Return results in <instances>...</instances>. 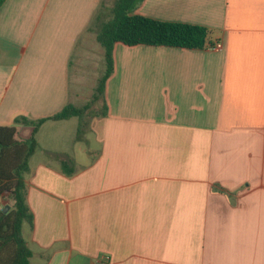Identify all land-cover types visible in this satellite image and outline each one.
Returning <instances> with one entry per match:
<instances>
[{"label": "crops", "instance_id": "obj_1", "mask_svg": "<svg viewBox=\"0 0 264 264\" xmlns=\"http://www.w3.org/2000/svg\"><path fill=\"white\" fill-rule=\"evenodd\" d=\"M115 2L0 9V126L25 141L28 121L89 106L36 134L31 264H264V0H144L134 14L207 27L223 47L117 43L90 106Z\"/></svg>", "mask_w": 264, "mask_h": 264}, {"label": "trees", "instance_id": "obj_2", "mask_svg": "<svg viewBox=\"0 0 264 264\" xmlns=\"http://www.w3.org/2000/svg\"><path fill=\"white\" fill-rule=\"evenodd\" d=\"M7 0H0V9ZM144 0H116L111 17L105 21L98 34V42L105 50L106 71L100 79L90 106L102 95L107 80L115 69L114 48L117 43L129 46H169L202 49L208 43L207 27L180 22L162 21L134 11ZM89 106H66L61 112L37 122L30 139H16L15 126H0V199H8L0 208V264H31L32 251L23 233L25 223L32 224L33 213L27 203L25 174L31 157L38 149L36 134L48 120H65L83 115ZM24 119L18 118L16 123ZM10 206L6 212V207Z\"/></svg>", "mask_w": 264, "mask_h": 264}, {"label": "built area", "instance_id": "obj_3", "mask_svg": "<svg viewBox=\"0 0 264 264\" xmlns=\"http://www.w3.org/2000/svg\"><path fill=\"white\" fill-rule=\"evenodd\" d=\"M222 47H223V44L220 42L216 44L208 45V48L212 50H220Z\"/></svg>", "mask_w": 264, "mask_h": 264}, {"label": "rangeland", "instance_id": "obj_4", "mask_svg": "<svg viewBox=\"0 0 264 264\" xmlns=\"http://www.w3.org/2000/svg\"><path fill=\"white\" fill-rule=\"evenodd\" d=\"M99 46H100V47H99ZM97 48H101V49H103V47H102V45H101V44L97 45Z\"/></svg>", "mask_w": 264, "mask_h": 264}, {"label": "water", "instance_id": "obj_5", "mask_svg": "<svg viewBox=\"0 0 264 264\" xmlns=\"http://www.w3.org/2000/svg\"><path fill=\"white\" fill-rule=\"evenodd\" d=\"M9 208H10V206H7L5 211L7 212L9 210Z\"/></svg>", "mask_w": 264, "mask_h": 264}]
</instances>
